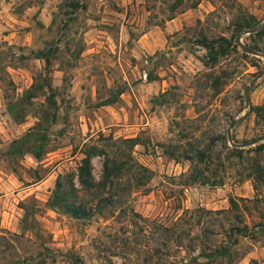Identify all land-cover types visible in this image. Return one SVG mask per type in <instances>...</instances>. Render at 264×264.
<instances>
[{
	"label": "rangeland",
	"instance_id": "obj_1",
	"mask_svg": "<svg viewBox=\"0 0 264 264\" xmlns=\"http://www.w3.org/2000/svg\"><path fill=\"white\" fill-rule=\"evenodd\" d=\"M263 19L264 0H0V264H171L222 244L208 264H264V148L255 190L226 139L232 118L234 142L264 135V72L242 93L264 24L240 36L260 54L234 42ZM87 143L125 162L79 218L49 196H92Z\"/></svg>",
	"mask_w": 264,
	"mask_h": 264
},
{
	"label": "trees",
	"instance_id": "obj_2",
	"mask_svg": "<svg viewBox=\"0 0 264 264\" xmlns=\"http://www.w3.org/2000/svg\"><path fill=\"white\" fill-rule=\"evenodd\" d=\"M174 5L170 7V10H173ZM172 15H169L171 17ZM213 41L218 42L221 47V52L216 54H223L224 53V42L226 41L223 36L215 37L214 39H205L203 38V46L207 49V56H211V49ZM261 105H254V109L258 111ZM109 137H103V139H107ZM133 138L131 137H124L119 140V142L124 143V145H128L130 142H133ZM114 141H109V143H113ZM235 150V155L239 157V159L243 160V165L241 169V175L251 177L252 179V187L256 190V185L254 181V175H260L261 167L255 162L254 158L251 157L249 151L259 152L264 148V142L257 143L254 147H247V148H238V147H231ZM82 156L79 158L76 164V178L80 189H83L85 192L92 193L90 198L78 197L73 196L72 199H69L65 191H63L60 187V182L56 181L54 189L51 193L50 203L52 205H56L61 207L65 212H68L74 217L84 218L91 214V203L90 200L95 197L96 203L98 200H102L105 196L98 195L97 190L104 187H112L116 184V179H118L121 175V170L124 167L123 164L125 161L122 159H116L115 155L107 152L103 147H100L94 143H87L80 151ZM247 152L246 154H243ZM94 154H101L102 161H101V179L98 181H94L92 172H91V163L90 157ZM198 157H203V153L201 151H197ZM247 155L248 157H246ZM252 159V160H251ZM196 174H200L198 171ZM198 178H203V175H198ZM70 186L73 188V184L70 183ZM95 191V192H94ZM228 237V235H227ZM228 246L222 244L220 246L212 247L210 249H199L198 253L193 256H189L186 259H181L179 261H174L171 264H208L209 261H212L214 258L224 255L228 253ZM198 256H203L206 258L205 261L197 260Z\"/></svg>",
	"mask_w": 264,
	"mask_h": 264
},
{
	"label": "water",
	"instance_id": "obj_3",
	"mask_svg": "<svg viewBox=\"0 0 264 264\" xmlns=\"http://www.w3.org/2000/svg\"><path fill=\"white\" fill-rule=\"evenodd\" d=\"M263 24H264V19L261 20V21H259L258 23H256L255 25H253V26H251V27H247V28H244V29L238 31V32L236 33V35L234 36V42H235L239 47H241L243 50H245V51H247V52L254 53V54H260L259 51L255 50V49H252V48H249L245 43L241 42V40H240V36H241V34H243V33H246V32H252V31H256V30H258ZM263 72H264V67H262V68L260 69V71L258 72V74H257L254 78H252L251 81H250L246 86L243 87V91H242V93H243V98H244V106L247 105V102H248V99H249V97H248V89H249L250 84L252 83V81H253L258 75H260V74L263 73ZM234 122H235V119L232 118V119L230 120V122H229V124H228V126H227V130H226V139H227V141H228L231 145H234V146H244V145H247V144H249V143H252V142H255V141H257V140H261V139L264 138V135H259V136L254 137V138L251 139V140H247V141H243V142H239V143H238V142H234V141L232 140V138H231L230 133H229V128L234 124Z\"/></svg>",
	"mask_w": 264,
	"mask_h": 264
}]
</instances>
